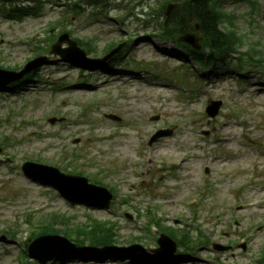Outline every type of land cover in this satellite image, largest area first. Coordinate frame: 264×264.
<instances>
[{
	"label": "rangeland",
	"instance_id": "rangeland-1",
	"mask_svg": "<svg viewBox=\"0 0 264 264\" xmlns=\"http://www.w3.org/2000/svg\"><path fill=\"white\" fill-rule=\"evenodd\" d=\"M155 1L156 8L164 3V0ZM161 1L163 3L159 5ZM259 1L262 3V12L257 23L250 26L240 19L236 25L238 35L249 39L242 51L249 50L254 41H262L264 52V0ZM129 3L131 5L127 3L122 13L108 7L103 18L95 21V16L89 18L92 9L86 8L85 16L92 22L81 23L75 20L77 15L73 14V19L67 21L64 27L70 28L81 38H96V46L100 47V51L107 43L125 37L116 32L119 28H123L126 34L133 30L136 32L137 27L141 38L135 42L129 54L133 55L136 62L155 63L153 71L136 67V71L146 74V79L138 80V76L134 75V79L116 77L106 81L104 74L96 70L91 87L73 86L65 90L68 83L64 81L58 84L59 89L64 90L54 91L53 85H46V80L56 83L66 75L69 80H75L77 69L51 57L47 67L40 72L43 81L37 78L36 83L26 84L15 92L3 91L9 101L0 99V119L3 122L0 123V133L3 131L10 136L11 131L13 135L10 146L0 158L11 156L13 161L10 165L0 166V264H21L20 256L26 249L25 236L29 227L25 216L31 214L27 209L36 206L40 208L39 204L47 199L51 205L44 211L33 213L36 218L61 213L73 217L76 225L87 223L91 218L112 221L119 229L120 242H124L119 251H97V255L103 256H96L97 261H88L93 257H87L83 261L64 260L62 264H152L151 259L160 260L153 254L156 248L154 242H145V248L148 249L146 252L141 249L131 252L124 249L132 236L140 234L134 223L137 216L135 209L149 208V204L153 207L154 200L155 204H159L158 210L155 211L157 206L150 209L154 215L157 212L158 218L164 220L165 225L175 228L190 226L191 230L197 228L212 242L197 249L196 259L179 260L173 257L177 261L175 264L178 260L184 262L181 264H231L234 261L236 264H256L260 258L258 254L264 249V228L259 230L256 226L264 224V79L251 74L240 87L237 79L243 83L244 72L236 70L234 66L228 65L233 67L231 69L220 63L214 69L205 71L195 65L189 53L177 59L164 57L158 49L162 50L168 45L155 37L151 39L149 34L154 31L156 24H152L150 29L138 26L137 14L142 7L136 8L124 25L120 24L119 17L129 13L137 1L130 0ZM222 7L234 11L240 17L249 10L245 4L235 5L230 1L224 2ZM6 8V5H0V38L3 40H0V64L3 67H19L31 57L26 42L20 40L28 41L30 31L61 20L64 10L59 7L52 10L47 6L42 10V17L19 23L2 14ZM143 12L144 9L140 14ZM142 17L149 19L147 15ZM110 30L113 31L109 33ZM40 38L43 40L44 36ZM140 42L143 43L138 44ZM185 63L188 67V64H192L195 69L191 72L193 75L202 74L206 77L204 87L194 99L178 95V86L186 88L192 81L188 67H184ZM88 72L93 73L94 70ZM225 73L229 75L220 78ZM82 76H77L79 82L85 81ZM233 76L236 79H232ZM156 82L161 84L157 85ZM82 84L86 85L85 82ZM218 98H223L224 104L217 117L219 121L207 117L204 111L206 101ZM93 100V104L100 100L102 105L95 109L92 116L87 117L86 105ZM231 106L243 107L240 117H237V109ZM9 111L14 112L11 118L7 113ZM5 113L9 120L4 118ZM57 114L68 115L65 123L51 125L43 119ZM106 114L117 115L122 121H110L105 118ZM158 115L159 122H151V118ZM214 125L216 127L212 129ZM159 126L173 128L174 134L149 149L143 139L148 140ZM211 130L214 132L210 138L202 139L203 133ZM78 140L79 143H76ZM207 148L210 151L209 157L206 155ZM78 150L85 151L86 155L82 157V154H78L81 159L75 164L83 173L102 176L104 184L116 187V205L111 211H97L70 204L56 192L51 193L48 188L31 182L21 174V164L26 158L45 161L46 165L61 169L65 165L62 154L68 153L71 159ZM147 150L155 156L154 179L150 184L138 187L132 183L142 176L138 174L141 172L138 167L143 165V155ZM48 155L51 158L44 160L43 157L48 158ZM175 160H182V163L174 172L171 167ZM206 169L210 171L209 176L206 175ZM157 175L164 178L158 180ZM242 184L246 187L236 198V189ZM193 196L200 201L197 214L185 202L182 203ZM126 199L129 201L121 205V201ZM258 201L259 207L243 211L240 207L249 203L257 204ZM218 217L221 218L219 223ZM10 229L16 233L7 234L6 231ZM192 231L195 236L199 235V232ZM246 231L253 236L246 242L244 251L238 242ZM27 236L29 238L30 233ZM218 244L232 248L217 252L214 246ZM25 258L30 260L27 256ZM144 258L149 259L142 260Z\"/></svg>",
	"mask_w": 264,
	"mask_h": 264
},
{
	"label": "trees",
	"instance_id": "trees-1",
	"mask_svg": "<svg viewBox=\"0 0 264 264\" xmlns=\"http://www.w3.org/2000/svg\"><path fill=\"white\" fill-rule=\"evenodd\" d=\"M184 17L183 22L187 21V23L182 25L179 24V27H176L174 31H171V35L174 39L176 35L183 34V32L187 31L186 29L192 25V21H197L202 26L205 43L211 50H215V46L218 42H223V46L226 48L237 43L233 40L232 31L229 30L228 35L217 32L218 24H225V17L209 6L205 8L192 6L190 9L185 10ZM81 229L82 230H80V228L76 229L68 223L66 230L56 231L54 225H51L50 228L47 231H43L42 234L61 233L70 238L80 247H84L85 245L91 247H113L114 244L118 243L117 236L112 227L100 228L97 224H94L90 228L85 227Z\"/></svg>",
	"mask_w": 264,
	"mask_h": 264
},
{
	"label": "water",
	"instance_id": "water-1",
	"mask_svg": "<svg viewBox=\"0 0 264 264\" xmlns=\"http://www.w3.org/2000/svg\"><path fill=\"white\" fill-rule=\"evenodd\" d=\"M21 77V76H19ZM18 79V76H15L12 80H16ZM0 82L1 83H5L3 81V76L0 75ZM34 168L36 173H35V178L37 180L40 181H44L47 182L51 185H53L54 187H56L61 193H63L67 198H69L72 201H82V202H86V203H91L94 204L96 201L95 200H100L101 203V195H104L103 192L101 191H96V192H100L101 194H97L92 196H79V195H75L73 192H71V190L68 188L67 184L69 185H73L79 189H87V190H94L92 188H89L86 183L83 182V180L78 179V180H73V179H65L64 177H60L58 173H54V176L52 175H46L43 174L42 171L40 174H38V167L36 166H31V168ZM34 175V173H33ZM108 203V201H106ZM107 203L105 205H107ZM102 204V203H101ZM40 241V242H39ZM37 242H35V244L32 245L31 247V255L32 257L38 259L41 263L46 264L47 262H49L51 259L55 258L56 256H58L57 253L49 255L44 257L37 249V243H43V244H49V243H63L66 244L70 247H72L67 240L59 238V237H53V238H45V239H41Z\"/></svg>",
	"mask_w": 264,
	"mask_h": 264
}]
</instances>
